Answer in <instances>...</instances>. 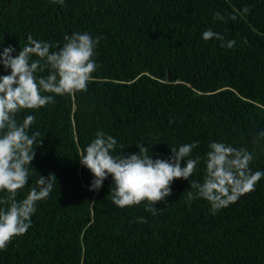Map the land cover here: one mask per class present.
<instances>
[{"label": "trees", "instance_id": "1", "mask_svg": "<svg viewBox=\"0 0 264 264\" xmlns=\"http://www.w3.org/2000/svg\"><path fill=\"white\" fill-rule=\"evenodd\" d=\"M216 12L237 19L214 20ZM208 29L235 47L205 41ZM73 32L101 38L92 58L99 67L86 92L44 93L55 103L16 117L34 115L29 133L43 140L16 199L39 175L55 173L57 182L27 233L0 250V264H264V177L215 215L203 199L187 202L212 142L247 148L252 170L264 172V140L253 143L264 131V0H0V53L11 45L15 57L29 35L62 46ZM8 74L0 64V76ZM98 130L116 139L114 154L142 144L153 159L199 141L191 158L201 162L189 180L172 182L156 215L147 201L120 208L109 195L112 177L91 191L93 174L80 163Z\"/></svg>", "mask_w": 264, "mask_h": 264}, {"label": "clouds", "instance_id": "2", "mask_svg": "<svg viewBox=\"0 0 264 264\" xmlns=\"http://www.w3.org/2000/svg\"><path fill=\"white\" fill-rule=\"evenodd\" d=\"M64 4V0H52ZM242 14L250 12L245 5ZM214 20L227 22L235 20V14L225 17L221 12L213 15ZM215 38L221 47L232 49L235 40L225 44V37L211 29L203 32L205 41ZM62 46L37 40L32 35L20 48L18 55H12L11 45L0 53V64L10 74L0 76V191H7L6 198H0V250H6L14 237L27 233L31 217L37 210V202L46 200L57 182L55 173L45 177L39 175L35 186L31 187L26 198L17 200V192L28 184L31 176L35 149L40 133L30 134L36 122L34 115H25L22 122L17 116L26 109H40L54 104L52 93L63 96L86 92L93 73L99 67L93 58L100 37H92L88 32L65 34ZM248 43L245 38L243 41ZM56 50H53V48ZM36 57V59H33ZM47 70L48 74L37 75ZM172 123V121H169ZM264 140V131L253 135V143ZM117 141L103 131H97L95 138L79 154L80 163L93 174L91 191H99L108 176L112 177L110 196L112 203L120 208L139 205L147 201L146 211L156 215L160 209L158 202L165 201L172 194L174 180H189L201 162V158H191V153L199 141L171 147L167 159H153L149 148L138 144V153L114 154ZM204 157L202 182L190 180L187 202L203 199L210 204L211 214L238 201L243 195L254 191L255 185L264 177V172L253 171L250 164L254 154L244 147H234L225 142H212ZM138 222H146L143 217Z\"/></svg>", "mask_w": 264, "mask_h": 264}]
</instances>
